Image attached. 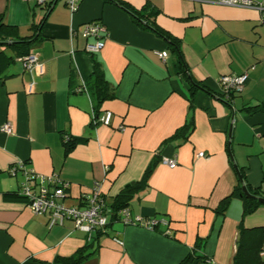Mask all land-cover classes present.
<instances>
[{
    "label": "crops",
    "instance_id": "0c3cea01",
    "mask_svg": "<svg viewBox=\"0 0 264 264\" xmlns=\"http://www.w3.org/2000/svg\"><path fill=\"white\" fill-rule=\"evenodd\" d=\"M66 1L55 2L28 45L39 63L32 71L11 40L0 43V126H12L0 131V264H63L59 258L82 248L87 256L78 264H179L197 245L196 264H234L242 230H264V202L244 212L233 195L222 209L240 174L257 192L247 187L250 193L264 197V0H253L261 9L215 0H78L74 11ZM145 3L155 10L151 21L179 40L187 73L169 43L124 6ZM42 6L0 0V18L26 37ZM92 20L108 31L97 54L85 50L80 33ZM96 63L109 93L98 111L111 112L109 124L94 122ZM243 72L242 90L221 96L220 77ZM19 162L67 182L68 206L99 183L108 206L123 193L132 217L160 222L149 228L111 218L102 233L69 218L49 226L17 193L23 177L8 169Z\"/></svg>",
    "mask_w": 264,
    "mask_h": 264
},
{
    "label": "built area",
    "instance_id": "2783aa9c",
    "mask_svg": "<svg viewBox=\"0 0 264 264\" xmlns=\"http://www.w3.org/2000/svg\"><path fill=\"white\" fill-rule=\"evenodd\" d=\"M38 1L43 4L47 0ZM77 2L78 0H67L66 5L70 10L74 11L77 8ZM215 2L224 5L261 9V4L253 0H215ZM80 33L88 40L85 50L90 54H97L104 47L105 39L108 35L106 26L97 20L84 23ZM160 56L166 58V52L160 53ZM20 61L23 67L30 71L39 66L37 57L32 52L21 56ZM246 79L247 74L245 72L221 76L219 79L221 95L229 99L234 93L240 92ZM111 115L110 111L98 113L94 115V122L109 124ZM0 131L11 133V124L9 122L4 123L0 126ZM70 139V136H65V142L70 141ZM197 155L204 156V153L198 152ZM161 162L170 168L177 165L176 159L163 158ZM8 172L11 175L17 172L21 173L23 178L17 193L26 200L27 206L33 214H46L48 216L49 226L61 223L64 219L69 218L74 221L76 227L82 230L88 232L100 230L104 232L113 215H115V219L120 220L124 224H138L149 228H154L160 222L156 218H134L131 216L128 207L114 211L112 207L106 204L99 183H95L90 192L82 195L80 205L68 206L62 201L68 184L56 174L46 175L38 173L32 169H27L23 162L10 166ZM115 239L118 243H122L118 237ZM211 264L214 263L211 262Z\"/></svg>",
    "mask_w": 264,
    "mask_h": 264
},
{
    "label": "trees",
    "instance_id": "16d2710c",
    "mask_svg": "<svg viewBox=\"0 0 264 264\" xmlns=\"http://www.w3.org/2000/svg\"><path fill=\"white\" fill-rule=\"evenodd\" d=\"M57 0H50L43 3V9L46 10L44 15L40 18L39 21H37L35 24L31 26V28L34 30V33L26 36V37H18L15 34V28L13 26L8 25L6 22H3L0 18V43H4L1 40H7L9 39L10 45L13 46L16 50V52L23 56L26 55L28 50V45L31 42V39L33 37L38 38L41 33V28L43 25V21L45 19L46 14L49 12V10L52 8L54 3ZM114 2H118L119 4H123L120 0H111ZM125 8L130 12L132 18L134 21L147 28L153 29L155 32H157L159 35H161L170 45V49L176 54L177 57V65L180 68V72H186L184 62L182 59V55L180 53V47H179V40L172 36L167 31L159 28L155 25L154 21H151V17L155 14V10L152 9V7L145 3L139 10L130 7L128 5H124ZM187 73V72H186ZM192 83L193 89L195 87H198V83H196L194 80L190 79ZM201 87V86H199ZM90 88H92V95L95 100V110L97 115L99 113L98 107L99 104L103 99L106 97H109V93L106 89L105 80L103 77L102 70L99 68L98 64L96 63L94 70L92 72L91 77V85ZM221 95V94H220ZM222 96V95H221ZM232 96V95H231ZM252 108L258 109L260 108V105H255ZM66 144V150H70L73 146V143L70 141L65 142ZM243 176L240 174L239 176V184L234 188L231 195L228 196L223 200L222 203V209L225 208L228 200L233 195H239L243 202V211L244 212H250L256 208V206L259 204V201L257 200V197H255L253 194L257 193L255 191H251L250 188L248 189L253 193L252 196L246 197L242 192V185H243ZM129 201V197L125 196V194H119L116 196L114 204L111 206L114 211H117L123 207H127ZM115 219V215H113L112 220ZM97 233H102L103 231L95 230ZM243 236L241 238L238 252L234 258V264H262L264 261H262L259 257V252L261 249V243L262 238H264V230L259 232H246L242 230ZM199 246L197 245L196 248L194 247L192 252H190L183 260L180 261L179 264H196L199 259H201L203 256L197 252L199 250ZM84 250L83 248L79 250L76 254L70 257L66 258H59L58 261L62 262L63 264H78L82 259H84L87 255L83 254Z\"/></svg>",
    "mask_w": 264,
    "mask_h": 264
},
{
    "label": "water",
    "instance_id": "95a60500",
    "mask_svg": "<svg viewBox=\"0 0 264 264\" xmlns=\"http://www.w3.org/2000/svg\"><path fill=\"white\" fill-rule=\"evenodd\" d=\"M55 4V3H54ZM133 183V182H131ZM128 186V185H127ZM242 192L246 197L252 196V194L248 191L247 187L245 185L242 186ZM257 200L259 202H264V197H257Z\"/></svg>",
    "mask_w": 264,
    "mask_h": 264
}]
</instances>
